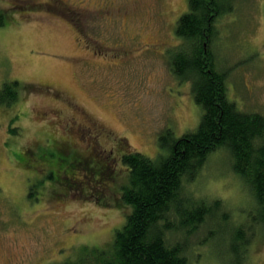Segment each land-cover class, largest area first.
I'll list each match as a JSON object with an SVG mask.
<instances>
[{
  "label": "rangeland",
  "instance_id": "rangeland-1",
  "mask_svg": "<svg viewBox=\"0 0 264 264\" xmlns=\"http://www.w3.org/2000/svg\"><path fill=\"white\" fill-rule=\"evenodd\" d=\"M186 2L0 0V88L16 81L19 97L0 105V264H48L81 245L110 247L130 210L117 203L129 182L120 156L132 149L154 158L167 128L178 137L197 127L203 111L190 82L167 62ZM233 5L212 50L227 71L229 99L241 110L264 111V0ZM73 119L104 129L99 143L83 138ZM229 160L225 149L210 153L187 183L191 194L220 199L231 215L197 230L189 264H238L240 227L252 232L243 264H264V221L250 222L258 207Z\"/></svg>",
  "mask_w": 264,
  "mask_h": 264
},
{
  "label": "trees",
  "instance_id": "trees-1",
  "mask_svg": "<svg viewBox=\"0 0 264 264\" xmlns=\"http://www.w3.org/2000/svg\"><path fill=\"white\" fill-rule=\"evenodd\" d=\"M234 1L187 0L186 11L175 22L179 42L167 53V62L177 79L190 82L193 98L202 108L197 127L178 137L167 128L159 135L160 149L154 158L132 149L123 153L120 161L129 182L117 203L130 210L111 246L81 245L74 256L48 264H189L185 253L197 230L207 220L215 225L228 218L220 199L196 197L187 187L210 153L219 149L229 152L232 171L254 196L260 216L248 212L250 222L256 226L264 221V111L241 110L229 99L227 71L219 68L212 50L220 32L217 24L233 11ZM3 12L0 8V26L5 23ZM17 86L16 81L2 83L0 105L18 100ZM74 181L69 175L65 180L72 185ZM36 186H29V197H34ZM236 233L243 245L238 264H243L252 232L240 227Z\"/></svg>",
  "mask_w": 264,
  "mask_h": 264
},
{
  "label": "flooded vegetation",
  "instance_id": "flooded-vegetation-1",
  "mask_svg": "<svg viewBox=\"0 0 264 264\" xmlns=\"http://www.w3.org/2000/svg\"><path fill=\"white\" fill-rule=\"evenodd\" d=\"M19 99V97H18ZM28 104V102H27ZM12 106V105H11ZM24 107V106H23ZM58 109H53V108H49V111L51 114H53L54 112H56ZM70 124V126L72 127H78L79 131H82L83 135L82 137H86V139L88 140V142L90 144L93 143H99V136L100 134L103 132L104 129H102L101 131L99 129H97L93 124L91 125H84L82 126L80 123H77L74 119L73 120H69L68 122ZM65 141V140H64ZM62 143V142H61ZM63 144V143H62ZM64 145V144H63ZM65 146V145H64ZM102 162H103V158H102ZM29 164V162H26ZM24 164V163H22ZM102 191L104 193H109V187L107 186H102Z\"/></svg>",
  "mask_w": 264,
  "mask_h": 264
}]
</instances>
